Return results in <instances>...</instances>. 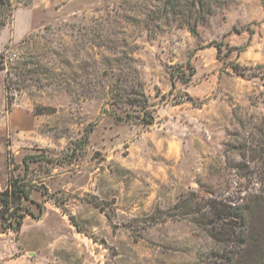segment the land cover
Here are the masks:
<instances>
[{
	"label": "rangeland",
	"instance_id": "obj_1",
	"mask_svg": "<svg viewBox=\"0 0 264 264\" xmlns=\"http://www.w3.org/2000/svg\"><path fill=\"white\" fill-rule=\"evenodd\" d=\"M157 1L11 0L0 190L31 192L0 264H205L218 247L176 202L263 187L264 0H197L198 37Z\"/></svg>",
	"mask_w": 264,
	"mask_h": 264
},
{
	"label": "trees",
	"instance_id": "obj_2",
	"mask_svg": "<svg viewBox=\"0 0 264 264\" xmlns=\"http://www.w3.org/2000/svg\"><path fill=\"white\" fill-rule=\"evenodd\" d=\"M181 1L158 0L157 2L162 3V8L157 10L163 15L169 13L175 19H180L188 31L198 37L197 22L192 23L189 18L197 0H189L185 5L180 4ZM10 6L11 0H0V30L6 25V11ZM215 47L219 53V46ZM232 69L239 71L240 75L245 71L237 64H234ZM192 76L191 73L189 77ZM135 95L132 102L138 103L144 110L140 123L151 126L154 118L148 110L147 98L141 91ZM250 151L253 155L256 154V151ZM257 153L261 154L264 163V145L258 147ZM261 185L263 187L258 188L256 192L239 190L238 193L228 196L214 195L207 191L202 195L191 192L176 202L168 217L188 219L218 247L208 254L206 260H203V256L199 257L201 261H206L205 264H264V181ZM30 192L29 184L16 179L9 180L7 187L0 190V224L4 229L12 228L17 232L21 228L25 217L23 201L29 200Z\"/></svg>",
	"mask_w": 264,
	"mask_h": 264
}]
</instances>
